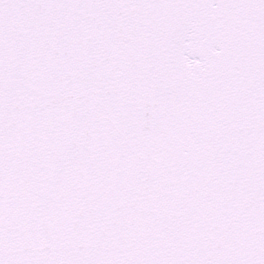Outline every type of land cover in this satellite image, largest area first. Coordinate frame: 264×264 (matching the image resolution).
Here are the masks:
<instances>
[{"label": "snow or ice", "instance_id": "obj_1", "mask_svg": "<svg viewBox=\"0 0 264 264\" xmlns=\"http://www.w3.org/2000/svg\"><path fill=\"white\" fill-rule=\"evenodd\" d=\"M0 264H264V0H0Z\"/></svg>", "mask_w": 264, "mask_h": 264}]
</instances>
